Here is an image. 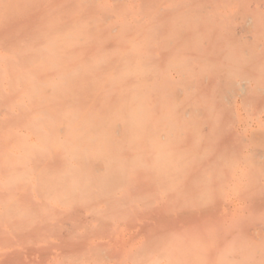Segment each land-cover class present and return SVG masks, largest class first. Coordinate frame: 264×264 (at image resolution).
Returning <instances> with one entry per match:
<instances>
[{
	"label": "rangeland",
	"instance_id": "374dc122",
	"mask_svg": "<svg viewBox=\"0 0 264 264\" xmlns=\"http://www.w3.org/2000/svg\"><path fill=\"white\" fill-rule=\"evenodd\" d=\"M0 264H264V0H0Z\"/></svg>",
	"mask_w": 264,
	"mask_h": 264
},
{
	"label": "bare ground",
	"instance_id": "6f19581e",
	"mask_svg": "<svg viewBox=\"0 0 264 264\" xmlns=\"http://www.w3.org/2000/svg\"><path fill=\"white\" fill-rule=\"evenodd\" d=\"M56 53V52H55ZM55 53H54V51H53V56H55ZM53 61H51L50 63H52ZM50 66H52V64H50ZM63 79L65 80V77H63ZM56 90V89H55ZM58 129H60V127H58ZM75 170H74V172L76 171H82V170H80V168H78V167H75L74 168ZM80 176H76V175H72L71 177L73 178V179H78V178H80V179H82V180H85L87 177H92V176H89L87 173H85V172H83V173H79V172H77ZM64 176V175H63ZM57 182H56V184L60 187V189H62V187L63 186H65V182L63 181V177L61 176V175H58L57 174V176H56V179H55ZM76 182H70L69 184H68V186L66 187L67 188V190L66 189H64V190H62L64 193L65 192H73L74 191V188H75V186H76V184H75ZM85 182H83V183H81L80 184V186L82 187V190L84 191L85 189H88V187H87V182L84 184ZM63 184V185H62ZM101 187L103 188V186H104V183H103V181H101ZM108 184V183H107ZM106 184V185H107ZM105 185V186H106Z\"/></svg>",
	"mask_w": 264,
	"mask_h": 264
}]
</instances>
